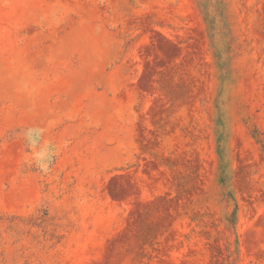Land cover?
Returning a JSON list of instances; mask_svg holds the SVG:
<instances>
[{
	"label": "rangeland",
	"instance_id": "1",
	"mask_svg": "<svg viewBox=\"0 0 264 264\" xmlns=\"http://www.w3.org/2000/svg\"><path fill=\"white\" fill-rule=\"evenodd\" d=\"M0 264H264V0H0Z\"/></svg>",
	"mask_w": 264,
	"mask_h": 264
},
{
	"label": "clouds",
	"instance_id": "2",
	"mask_svg": "<svg viewBox=\"0 0 264 264\" xmlns=\"http://www.w3.org/2000/svg\"><path fill=\"white\" fill-rule=\"evenodd\" d=\"M41 167H44V168H45V170H46V165H41Z\"/></svg>",
	"mask_w": 264,
	"mask_h": 264
}]
</instances>
